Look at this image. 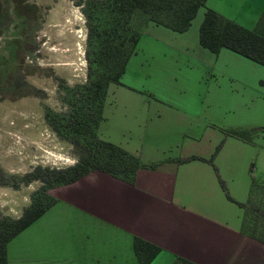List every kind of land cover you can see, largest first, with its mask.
Here are the masks:
<instances>
[{
  "label": "rangeland",
  "instance_id": "1",
  "mask_svg": "<svg viewBox=\"0 0 264 264\" xmlns=\"http://www.w3.org/2000/svg\"><path fill=\"white\" fill-rule=\"evenodd\" d=\"M81 1L0 0V179L1 172L20 176L38 163L64 166L78 159L73 144L56 133L44 112L46 107L67 111L64 87L86 80ZM206 7L253 28L264 0H206L185 31L162 25L146 30L124 84L108 87L100 132L138 150L145 162L190 154L209 158L218 144L217 152L224 146L213 161L233 200L218 180L214 190L205 177L200 196L222 216L239 220L243 209L236 201L248 198L250 178H264V66L227 48L213 52L199 43ZM229 129H250L251 146L227 134ZM196 161L215 175L208 161ZM40 185L39 180L18 188L0 184V213H9L6 205L13 200L28 205ZM174 187L185 197L181 201L192 205L188 185L177 178ZM256 205L264 208V184L251 192L248 207Z\"/></svg>",
  "mask_w": 264,
  "mask_h": 264
},
{
  "label": "crops",
  "instance_id": "2",
  "mask_svg": "<svg viewBox=\"0 0 264 264\" xmlns=\"http://www.w3.org/2000/svg\"><path fill=\"white\" fill-rule=\"evenodd\" d=\"M153 25L159 24L148 23L143 28L119 84H124L122 77L138 54L143 35L155 28ZM103 119L98 133L114 142L100 132ZM240 140L251 146L252 141ZM246 146L239 145L242 150H250ZM223 148L216 154L217 161ZM126 149L139 156L138 150ZM262 150L264 154V147ZM196 160L203 159L176 164L165 159L156 168H140L134 183L92 170L50 188L56 201L9 240L8 264H135L133 235L160 245L161 250L148 264H170L175 255L200 264H264V242L241 230L242 217L236 220L222 216L200 196L201 178L205 177L214 190L218 178ZM227 161L233 167V160ZM177 178L191 189L192 205L184 204V196L176 194ZM6 206L10 210L7 214L13 217L23 209L16 200Z\"/></svg>",
  "mask_w": 264,
  "mask_h": 264
},
{
  "label": "trees",
  "instance_id": "3",
  "mask_svg": "<svg viewBox=\"0 0 264 264\" xmlns=\"http://www.w3.org/2000/svg\"><path fill=\"white\" fill-rule=\"evenodd\" d=\"M20 4L25 0H13ZM206 0H83L87 33L85 58L86 80L74 86H65V102L68 110L56 111L45 108L44 116L50 126L62 138L70 141L78 153V159L64 166H49L40 163L20 176L1 172L0 184L18 188L32 180L41 185L30 194V202L19 216L0 213V264H8L7 244L11 238L39 217L56 198L49 189L72 182L92 170H100L134 183L140 168H156L159 161L144 163L139 156L123 146L100 137L98 126L103 119V107L111 83L119 84L127 61L135 51L144 25L148 21L175 31H185L197 9ZM146 23V24H145ZM199 43L213 52L226 47L255 62L264 65V9L256 25L248 28L211 7L204 10L199 25ZM227 134L244 141H252L250 129H229ZM209 158L190 154L170 158L177 163L191 159L208 161L217 175L221 188L228 198L225 182L213 161L219 149ZM264 184V178H251L246 201H236L243 209L241 230L264 242V208L248 207L253 188ZM132 247L137 262L148 264L161 250L160 245L139 235H133ZM170 264H200L182 255H175Z\"/></svg>",
  "mask_w": 264,
  "mask_h": 264
}]
</instances>
